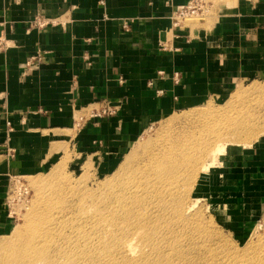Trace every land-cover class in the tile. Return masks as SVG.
Returning <instances> with one entry per match:
<instances>
[{
  "label": "crops",
  "instance_id": "crops-1",
  "mask_svg": "<svg viewBox=\"0 0 264 264\" xmlns=\"http://www.w3.org/2000/svg\"><path fill=\"white\" fill-rule=\"evenodd\" d=\"M193 1L0 0V234L14 225L12 177L43 173L69 145L114 165L155 121L264 80V0H200L207 15L186 23ZM103 101L116 115L76 125ZM230 157L227 222L245 235L264 213V136Z\"/></svg>",
  "mask_w": 264,
  "mask_h": 264
},
{
  "label": "rangeland",
  "instance_id": "rangeland-1",
  "mask_svg": "<svg viewBox=\"0 0 264 264\" xmlns=\"http://www.w3.org/2000/svg\"><path fill=\"white\" fill-rule=\"evenodd\" d=\"M204 15H207L206 10L198 16H187L184 19L186 23L187 20H199L200 22L199 17ZM179 20L182 21V19ZM234 92H237L239 96L232 104H229L228 101ZM234 92L228 100H210L193 109L176 112L155 121L125 152L120 155H112L111 162L114 161V165L107 164L110 161L109 156L100 157L81 153L69 145L63 150L60 159L43 173L12 177L9 181L7 203L8 210L14 218V225L10 231L0 234V264L3 261L6 264H29V261L24 259L26 255L37 250L40 241L47 238L48 232L52 237L55 232L58 233V226L54 218L57 217L55 213L58 208L61 210V206L64 213L67 214L69 222L76 223L73 229H69V232L76 231L78 240L76 246L82 252L83 258L89 257L88 262H94L95 256H98L97 253L101 252L91 245H87L78 236V231L84 233L83 226L90 223V220H98L100 215H104L108 224L117 223L119 225L117 229L118 244L122 243L123 246L129 242L128 244H131L135 251L140 253V247L137 246L139 236L135 230L137 217L134 214H128V210H122L120 200H132L129 188L133 185L135 177L140 176L139 168L143 161L155 152L156 142L160 147L165 143H167V148L171 145L172 155L176 153L177 155L174 157H179L180 154H183L182 161L188 163L191 160L200 164L212 159L221 161L219 168L212 169L210 177H205L200 186L197 184L192 188L193 190L185 193L182 203H179L187 207V204L195 202L193 199H199V202L195 204L196 209L189 212L188 217L194 219L196 223L193 225L194 228L198 226L203 232L207 230L214 240L211 246L200 245L194 251V254L199 256V264H264V213L248 233L240 234L243 235L242 237L237 231L232 230L231 224L227 222L230 211L227 205L228 197L225 193L227 181L223 172L228 167L230 154L236 147H246L242 143H229L221 158L217 155L212 157L208 155L218 143L226 141L225 138L228 139L229 136H225L228 131H224L223 128L226 129L229 121L237 124L240 123L237 120L239 114L240 118L243 115L250 118L251 115L258 114L259 110L264 113V80L241 84ZM94 109H99V106L95 105L79 112L76 125L79 123L81 126L83 123L81 118L91 116ZM200 110L204 111L200 112ZM193 124L197 126V140L194 142L189 141L193 139L190 136V132L195 128L192 126ZM243 138L245 139V137ZM238 139L240 137L236 140ZM254 141L249 145H254ZM227 149H229L228 155ZM173 171L170 170L166 174L176 177L177 175ZM165 180L166 178H163V183ZM187 182L194 184L191 180ZM181 184L183 187L185 185V190L188 189L186 179L181 181ZM53 188L66 193L61 203H57V199L50 200L43 196ZM134 195L137 201L142 200L139 194ZM172 202L176 204L175 199ZM49 208H52L49 210L50 212L55 211V213L44 212ZM173 215L175 216L170 215L169 218L162 221H171V217L179 218L176 216L178 214ZM107 223H103L101 226L104 227ZM107 230H111L108 225L103 232L94 229L91 239L101 236V233H103L101 238H105ZM101 238H96L94 243ZM65 249L67 250V248ZM136 252L132 254L127 251L129 259L125 262L126 264H131V259L136 255Z\"/></svg>",
  "mask_w": 264,
  "mask_h": 264
},
{
  "label": "bare ground",
  "instance_id": "bare-ground-1",
  "mask_svg": "<svg viewBox=\"0 0 264 264\" xmlns=\"http://www.w3.org/2000/svg\"><path fill=\"white\" fill-rule=\"evenodd\" d=\"M238 96L239 94L234 92L228 101L229 104H232ZM202 111L204 110H200V112ZM244 116L240 118V114L238 115L237 120L240 123L233 124L229 121V125H225L226 129L223 128V130L228 131L225 136L229 137L210 150L208 154L210 157L217 155L221 158L225 154L226 146L229 143H242L244 147H249L253 140L256 143L258 138L264 135V113L261 110L258 111V114L251 115L250 118ZM192 126L195 127L190 132L193 139L189 141L194 142L197 140V126L195 124ZM237 135L240 136L237 137ZM249 136L252 139L248 138ZM236 137H240V139L236 140ZM156 147L155 152L143 161L139 168L140 176L135 177L133 185L129 188L132 200H120L122 210H128V214H134L137 217L135 230L139 236L137 246L140 247V253H137L135 248L128 244L129 242H126L123 246L122 243L118 244L119 233H117V229L119 225L117 223L108 224L104 215H100L98 220H88L90 223L83 226L84 233L78 231V236L87 245H91L101 252L97 253L98 256H95L94 262H88L89 257L83 258L82 252L76 246L78 245L76 231L69 232V229H73L76 223L69 222L67 214L64 213L61 206V210L58 208L56 213L55 211H49L52 208L44 210L49 214L55 213L57 216L54 220L58 226L59 235L55 232L52 237L51 233L48 232L47 238L40 241L37 250L28 253L24 259H27L29 264H126L125 262L129 259L127 251H130L132 254L136 252V255L131 259V264H199V256L194 254V251L200 245L211 246L214 240L207 230L203 232L198 226L194 228L193 225L196 224L194 219L188 217V213L196 209L195 204L199 202V199H193L195 202L187 204V207L179 203H182L185 193L187 194L190 190H193L192 188L197 184V186H200L205 177H210L212 169L219 168L221 161L212 159L209 162L200 164L195 160H191L188 163L182 161L183 154H180L179 157H174L177 155L176 153L172 155L171 145L167 148V143H165L160 147L156 142ZM170 170H174L173 172L177 176L166 174ZM163 178H166L164 183ZM185 179L188 185L187 190H185V185L183 187L181 184V181ZM188 180H191L194 184L188 183ZM132 193L139 194L142 200L137 201L136 196ZM43 196L50 200L57 199V203H61L66 193L53 188ZM170 199L172 201L175 199L176 204H173ZM175 213L178 214L176 216H179V218L171 217V221H162L169 218L170 215L175 216L173 215ZM103 223L107 224L102 227ZM107 225L111 230H107L106 237L101 238L103 236V233H101V236L96 237L101 239L94 243L96 238L91 239V235L94 233L92 231L96 229L103 232ZM67 230L69 233H66ZM1 264H6V262L3 261Z\"/></svg>",
  "mask_w": 264,
  "mask_h": 264
},
{
  "label": "built area",
  "instance_id": "built-area-1",
  "mask_svg": "<svg viewBox=\"0 0 264 264\" xmlns=\"http://www.w3.org/2000/svg\"><path fill=\"white\" fill-rule=\"evenodd\" d=\"M200 0H194L188 6L184 7L179 12L180 17H187V16H198L202 13V6L200 5ZM45 26V22L42 20H34L32 22V27L41 28ZM6 41L2 37H0V49L6 47ZM99 109H94L91 112V117L99 118V117H112L116 115L117 109L116 107L109 101H103L101 104L98 105ZM84 118H82V121ZM10 126V124H9Z\"/></svg>",
  "mask_w": 264,
  "mask_h": 264
}]
</instances>
